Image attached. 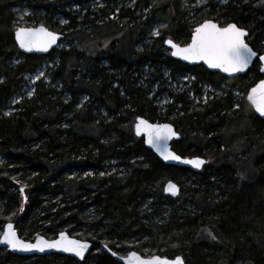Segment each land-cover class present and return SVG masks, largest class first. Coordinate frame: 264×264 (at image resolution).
Returning <instances> with one entry per match:
<instances>
[{
  "label": "trees",
  "instance_id": "16d2710c",
  "mask_svg": "<svg viewBox=\"0 0 264 264\" xmlns=\"http://www.w3.org/2000/svg\"><path fill=\"white\" fill-rule=\"evenodd\" d=\"M89 1L0 0V234L14 222L23 240L66 232L92 243L82 262L0 249V264H119L101 245L119 255L181 256L183 264H264V121L245 102L263 77L257 60L245 75L226 78L173 60L163 45L167 38L189 43L193 29L211 20L245 29L259 55L264 0L253 7L211 3L190 19L185 0H101L93 11ZM15 9L29 12L34 27L58 28L65 46L45 56L21 54L13 40ZM44 60L52 64L33 95L5 114L23 77ZM146 70L154 81L163 72L190 75L196 96L200 85L212 92L197 102L170 94L162 114L140 85ZM138 116L173 124L181 135L173 150L203 157V169L162 164L133 135ZM167 180L179 185L178 197L163 194Z\"/></svg>",
  "mask_w": 264,
  "mask_h": 264
},
{
  "label": "snow or ice",
  "instance_id": "6c2138e0",
  "mask_svg": "<svg viewBox=\"0 0 264 264\" xmlns=\"http://www.w3.org/2000/svg\"><path fill=\"white\" fill-rule=\"evenodd\" d=\"M66 23V21H62ZM153 35L159 36V31H154ZM247 32L237 27L236 24L221 26L211 20H205L194 28L191 33L190 43L183 46L173 42L172 39L164 41L172 49L173 57H180L189 62L203 61L209 68L219 69L228 74L243 72L251 63L252 58L257 53L249 47L245 41ZM16 41L21 49L26 51L47 52L49 48L56 44L58 36L43 26L39 28H18L15 33ZM260 61H264V55L259 56ZM264 72V67L261 68ZM39 79V77H37ZM247 99L251 102L255 111L264 117V80H261L256 87L249 92ZM136 134L147 133L146 143L155 148L164 160L182 161L190 164L194 168H200L205 161L199 157L193 159H183L174 152L168 150L167 141L177 134L168 124H150L148 121L139 119L135 125ZM103 175V173H101ZM166 191L176 195V185L169 182ZM23 192V189H21ZM215 239V237H212ZM0 243L8 245L13 249L44 251L48 249H58L64 252L74 253L76 256L83 257L85 250L89 247L87 243L80 240L70 239L64 232L59 234L58 239L46 240L42 236H37L36 243H26L18 238L13 230V225L8 224L3 235L0 236ZM115 256L116 253H113ZM127 264H183L180 257L169 260L160 256L142 258L136 252H130L126 257Z\"/></svg>",
  "mask_w": 264,
  "mask_h": 264
},
{
  "label": "rangeland",
  "instance_id": "374dc122",
  "mask_svg": "<svg viewBox=\"0 0 264 264\" xmlns=\"http://www.w3.org/2000/svg\"><path fill=\"white\" fill-rule=\"evenodd\" d=\"M237 1H239L242 4H244L247 1L252 2V4H253L252 7L256 6V4H258L257 0H237ZM100 2H101V0L89 1L88 3H86V6L89 5L90 10L93 11L95 9L94 6L95 7L100 6ZM215 2H217L220 5H224L228 2V0H185L184 11L186 12V18H188V19L194 18L195 16H198L201 12L209 11V5L211 3H215ZM71 10L78 12L77 15H80V17H81V14L83 13V11L79 12L77 7L76 8L72 7ZM13 12L15 14V19H16L13 23V29L14 30H16L18 28H22V27L25 28L26 26L34 27V23H31L30 21L26 20V15H28L29 12L21 13L17 9L13 10ZM54 30H55L54 32H57V33H58V31H60L58 28H56ZM109 42H110L109 39L102 42L101 47L106 48L108 46ZM64 46H65V43L61 42L60 44H58V46L56 48L61 49ZM51 64H52L51 61H45L44 60L34 74L25 75L23 77L24 83L21 86L22 87L21 91L16 97H14L10 100V103L5 105V107H4L5 108L4 109L5 114H8L12 110L13 104H15L20 98H22V97L30 98L33 95L36 82L45 76L46 69L48 66L50 67ZM151 72H152L151 70H146V73L141 78L140 85L143 88H145L146 90H148L150 98L154 97L156 107H157L158 111L161 112L162 114H166V112L170 109L169 106L172 104V98H171L170 94L175 95V94L184 93L187 95V98L189 101L197 102L199 100L204 101L208 97L207 93L212 92V89L210 87L200 85V86H198V88L200 89V95H199L200 97L196 96L195 89L193 88V81L194 80L190 75L176 76V77L172 78L169 76L168 72H163V75L160 77L161 80L154 81L155 77H153L151 75ZM37 77H39V79H37ZM236 95L241 96L238 93ZM79 101H80L79 104H81L84 100L80 99ZM113 165H114V163L111 162V166L109 169H114ZM19 189H20V187H19ZM23 193H24V191H23ZM24 196H25V193L23 195V198H24ZM0 211H1V214L5 213V209L3 206H0ZM5 219L7 221L8 220L10 221L11 215L6 214ZM38 236H40V235H38ZM80 240H83V239H80ZM30 241H31V239H30ZM126 254L127 253H124L120 256H125ZM142 257L143 258H149L152 256L144 255Z\"/></svg>",
  "mask_w": 264,
  "mask_h": 264
},
{
  "label": "water",
  "instance_id": "95a60500",
  "mask_svg": "<svg viewBox=\"0 0 264 264\" xmlns=\"http://www.w3.org/2000/svg\"><path fill=\"white\" fill-rule=\"evenodd\" d=\"M202 23H203V22H202ZM214 23H215V22H214ZM230 24H233V23H230ZM41 26H42V25H39V26H37V27H29V28H39V27H41ZM225 26H226V25H225ZM43 27H44V26H43ZM237 27H238V26H237ZM25 28H26V27H25ZM44 28H45V27H44ZM46 29H47V28H46ZM242 29H243V28H242ZM16 30H17V29H16ZM16 30H14V32H13V40H14V42H15V44H16V46H17V49L19 50V52H20L21 54H24V55H38V56H45V55H47L48 53H50L51 50H53L54 48H56V47L58 46V44L60 43V41L62 40V38H63V35H62L61 33H59V32L57 33V32H54V31H51V30L47 29V30H49V31L54 32V33L57 34V36H58V40H57L56 44L53 45L51 48H49V50H48L47 52H40V51H35V50L29 52V51H26V50L21 49V48L19 47V44H18V42L16 41V38H15ZM193 30H194V29H193ZM244 30H245V29H244ZM245 31H246V30H245ZM246 32H247V31H246ZM246 37H247V36H246ZM246 37H245V41H246ZM167 39H169V38H167ZM167 39H165V40H167ZM165 40H164V41H165ZM190 41H191V38H190ZM190 41H189V43H190ZM173 42H174V41H173ZM163 45H164V48H165L166 50L169 51V56H170V58H172L173 60H176V61H178V62H180V63H182V64H184V65H186V66H188V67L202 66L206 71H208V72H212V73H217V74H219V75H221V76H223V77H226V78H234V77H238V76H243V75H245V74L247 73V71L251 68V66L253 65V63L255 62V60H257V63H258V66H259V72L263 75V77L261 78V80H264V72L261 71V68L264 67V61H260V60H259V56H260V55H264V51H263L261 54H259V55L255 56V57H253L251 63H249L248 67H247L243 72H238V73H234V74H231V75H230V74H228V73H225V72L220 71L219 69H212V68H209L208 65L205 64L203 61L189 62V61H185V60L181 59L180 57H173V56L171 55V52H172L171 47H170L169 45L165 44V43H163ZM261 80H260V81H261ZM260 81H258L254 86H252V87L248 90V92H247V94H246V96H245V102H246V103L248 104V106L251 108L253 114H254L256 117H258L259 119H261V120L264 121V117H261V116L259 115V113H257V112L255 111L254 107L251 105V102L247 99V96H248L249 92L251 91V89H252L253 87H256V86L259 84ZM138 118H139V119H143V120L148 121L147 119H145V118H143V117H140V116L135 117V118H134V121H133V124H132L133 135H134L136 138L141 139L142 144H143V147H144L145 149H147L148 151H150L151 153H153V154L157 157V159H158L162 164L167 165V166H173V167H176V168H185V169H188L189 171H191V172H193V173H199V172L203 169V167L206 165L207 161H206V159H204L203 157H199V156H193V157H190V156H189V157H188V156H181V155L177 154V153L173 150V148H172L173 143L178 142V141H180V139H181V135H180L179 131L175 128V126H174L173 124H171L170 122H149V121H148V123H150V124H160V125L168 124V125H171L173 131H174L177 135H176V136H173L171 139H169V140L167 141V146H168V150H169V151L174 152L176 155H179V156L182 158V160H183V159H193V158H197V157H199L200 159L204 160L205 163H204L200 168H194L192 165H190V164H185V163H183L182 161H173V160H167V161H166V160H164L163 157L160 155V153H159L155 148H153L151 145H149L148 143L145 142L146 139H147V133H146V132H141L140 135H137V134H136L135 125H136V123L138 122ZM169 182H171L172 184L176 185V189H177L176 195H172V193H171L170 191H166V190H165V189L167 188ZM162 191H163V194H164L165 196H169V197H171V198H176V197H178V196L180 195V187H179V185H178L176 182L172 181V180H167V181L163 184ZM8 224H12V225H13V230L16 232V230H15V223H14V222H6V223L3 225V228H2V231H1L0 236L3 235V231L6 230V226H7ZM60 233H61V232H60ZM60 233H58V234L56 235V237L53 238V239H47V238H45V237H44V239H46V240H54V239H58ZM64 233H65L70 239L80 240V239H77V238H75V237L69 236L66 232H64ZM16 234H17V232H16ZM17 236H18V234H17ZM42 237H43V236H42ZM18 238H20V237L18 236ZM36 238H37V236H35L31 241H30V240H23L22 238H20V239L23 240V241H25L26 243H32V244H34V243H36ZM80 241H81L82 243H87L88 246H89V247L85 250V252H84V254H83V257H79V256H76L74 253L64 252V251H62V250H58V249H48V248H46L44 251H39L38 249H32V250H28V251H26V250H20V249H13V248H10L8 245L3 244V243H0V249L7 250L9 253H11V254H13V255H17V256H21V257H27V258L42 257V256H47V255L57 254V255H60V256H67V257H70V258L74 259V260L77 261V262H82V261L86 258L87 254L91 251V249H92V243L89 242V241H85V240H80ZM102 248H103V250H105V251H106V252H107V253H108V254H109L114 260H116L119 264H127L126 257L128 256V254H129L130 252H135V251H130V252H128L125 256H120L119 254L116 253V255L114 256L113 253H115V252L110 251V250H109L106 246H104V245H102ZM136 253H137V252H136ZM137 254H138V253H137ZM138 255H140V254H138ZM140 256H141V255H140ZM154 256H159V255H154ZM141 257H142V256H141ZM160 257H162V256H160ZM176 257H180L181 260H182V262H183V259H182L181 256H176ZM176 257H173V258H167V259H169V260L171 261V260H175ZM142 258H143V257H142ZM149 258H150V257H149ZM163 258H166V257H163Z\"/></svg>",
  "mask_w": 264,
  "mask_h": 264
}]
</instances>
